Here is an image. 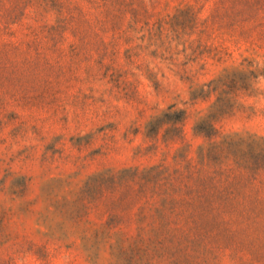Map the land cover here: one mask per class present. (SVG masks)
I'll use <instances>...</instances> for the list:
<instances>
[{
  "label": "rangeland",
  "instance_id": "rangeland-1",
  "mask_svg": "<svg viewBox=\"0 0 264 264\" xmlns=\"http://www.w3.org/2000/svg\"><path fill=\"white\" fill-rule=\"evenodd\" d=\"M0 264H264V0H0Z\"/></svg>",
  "mask_w": 264,
  "mask_h": 264
}]
</instances>
